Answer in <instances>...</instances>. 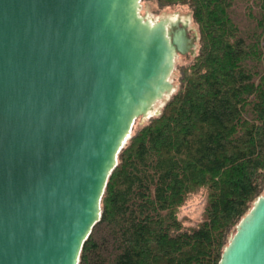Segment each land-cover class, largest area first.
<instances>
[{
	"label": "water",
	"instance_id": "water-1",
	"mask_svg": "<svg viewBox=\"0 0 264 264\" xmlns=\"http://www.w3.org/2000/svg\"><path fill=\"white\" fill-rule=\"evenodd\" d=\"M140 0H0V264H77L117 154L164 94L180 20ZM218 264H264V193Z\"/></svg>",
	"mask_w": 264,
	"mask_h": 264
},
{
	"label": "trees",
	"instance_id": "trees-1",
	"mask_svg": "<svg viewBox=\"0 0 264 264\" xmlns=\"http://www.w3.org/2000/svg\"><path fill=\"white\" fill-rule=\"evenodd\" d=\"M155 1L188 7L198 52L118 152L77 264H218L264 193V0ZM201 188L202 221L185 230L178 209Z\"/></svg>",
	"mask_w": 264,
	"mask_h": 264
},
{
	"label": "rangeland",
	"instance_id": "rangeland-1",
	"mask_svg": "<svg viewBox=\"0 0 264 264\" xmlns=\"http://www.w3.org/2000/svg\"><path fill=\"white\" fill-rule=\"evenodd\" d=\"M140 15L142 18L150 21L151 19L154 21L157 20H168L175 19L180 20L185 23L186 30L188 32V36L193 40L194 48L192 55L188 54L186 56L178 55L174 59L173 69L169 76V81L172 84L171 92L168 96L165 97L163 101H159L155 105V109L157 111H153L149 117H139L135 120L132 132L136 129L145 125L148 120L152 117L158 115L164 106V104L168 101L170 96L178 89L181 78L180 69L184 66L190 64L193 57L198 52V27L193 22L191 11L186 6H169V7H161L157 1L155 0H141L140 1ZM240 14L242 11H238ZM157 112V113H156ZM131 132V134H132ZM207 192L205 189H199L196 192L189 195L184 204L178 209L177 218L181 222L183 229L190 230L192 228L197 227L203 218V210L206 204ZM232 234L229 236L230 237Z\"/></svg>",
	"mask_w": 264,
	"mask_h": 264
},
{
	"label": "bare ground",
	"instance_id": "bare-ground-1",
	"mask_svg": "<svg viewBox=\"0 0 264 264\" xmlns=\"http://www.w3.org/2000/svg\"><path fill=\"white\" fill-rule=\"evenodd\" d=\"M144 19V18H143ZM158 21V20H157ZM157 21H154V20H150L149 22H150V24H153V23H156ZM170 21H175V19H173V18H171V19H168L167 21H165L166 23L167 22H170ZM169 95V93L168 94H164L162 97V99H160V100H158L157 102H159V101H163L164 99H165V97L166 96H168ZM156 102V103H157ZM156 103L152 106V108H151V110L147 113V114H145L144 115V118H146V117H149V115L153 112V111H157L154 107H155V105H156ZM157 113V112H156Z\"/></svg>",
	"mask_w": 264,
	"mask_h": 264
}]
</instances>
